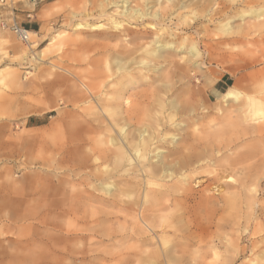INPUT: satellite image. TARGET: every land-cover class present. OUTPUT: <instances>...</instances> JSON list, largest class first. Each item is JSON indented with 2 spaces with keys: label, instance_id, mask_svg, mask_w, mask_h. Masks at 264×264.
<instances>
[{
  "label": "rangeland",
  "instance_id": "obj_1",
  "mask_svg": "<svg viewBox=\"0 0 264 264\" xmlns=\"http://www.w3.org/2000/svg\"><path fill=\"white\" fill-rule=\"evenodd\" d=\"M191 1L186 0L185 4ZM240 1L201 0L197 7L199 10L226 8V11L233 13L238 8L246 7ZM100 2L0 0V22L15 21L38 34L31 38L37 44L32 47L33 42H23L10 29L0 26V264H149L143 257L156 249L155 245L140 242L154 235L152 232L144 234L138 229L140 211L131 205L133 196L126 192L106 195L97 189L99 186L96 183L99 181L94 175L103 173L105 165L100 160H94L95 144L87 139L89 132L82 130L92 127L93 115L89 114L91 111L88 109L86 111L90 106L88 99H77L82 93L73 89L75 82L81 84L80 79L96 87V90L109 93L120 90V84L125 82L124 93L133 102L128 107L133 115L134 128L146 113H154L160 107L161 98L167 103L176 98L178 111H184L183 114V111H179V114L183 116L185 107L199 101L202 102L197 104L202 106L199 112L208 111L216 115L219 93L212 92V89L215 82L226 74L232 77V84L240 80L242 94L239 101L244 104L250 119L257 118V121L249 124L264 125V36L253 33L261 27V20L249 17L246 20L236 18L232 22L235 26L249 28L251 34L248 36L221 37L211 34L210 37L200 38L196 34V38H187L188 43L194 42L193 45L201 49L200 58L191 59L189 50H174L173 47H170V51L164 50L163 55L153 56L151 52L157 48V44L166 42L170 34H165L163 39L154 36L131 43L111 37L113 33H120L119 30H93L77 26L78 23H108V17L99 13L100 5L94 6ZM138 2L131 0L125 5L137 6ZM149 2L147 8L152 10L156 5L152 0ZM263 5L264 0L256 1L249 5V9ZM118 10L117 5H111L106 14H116L117 20L123 21V16L117 15ZM222 19L203 13L194 27L183 31L174 24L171 31L182 30L187 34L189 30L207 29L211 33L218 32L217 26ZM130 22H125V26L131 30L143 28L142 24L153 29L149 25L153 24L152 17H147L145 22ZM82 44L85 45L83 52L79 48ZM105 44L142 47L130 56L132 59L137 55L135 62L126 63L122 71L126 77L122 78L115 64L110 62L113 51H104ZM205 44L217 48H205ZM35 53L38 57L36 61L32 59ZM122 79L123 83L119 84L118 81ZM248 95L257 102L254 111L247 103ZM115 100L101 99L99 104L107 107L106 103ZM228 107L236 109L237 103L231 102ZM163 111L166 112V109ZM236 113L238 111L234 115L239 114ZM100 116L105 117L104 114ZM73 122L80 123L77 125L80 129ZM218 125L219 128L224 127L223 123ZM200 129L208 131L203 127ZM80 130L82 132H77ZM89 136L104 137L96 132ZM263 137L252 132L246 141L249 147L257 143L261 150L264 149ZM112 165L116 166L115 163ZM259 175L262 177L257 184L248 183L247 199L242 207L218 214L223 217L222 223L228 221L230 224L218 229L216 234V227H212L210 233L207 229H199V234L204 233V237H208L200 243L171 236L168 245L179 243L183 250L174 252L178 255L175 261L162 257L155 261L156 264H264L261 257L264 252V212L261 213L258 207L259 204L264 205V163ZM131 176L134 177V174L127 172L122 176L123 189ZM199 180H202V176L193 181V186ZM216 189L213 191H221ZM140 192L136 196L139 199ZM254 193L258 202L247 206L246 200ZM170 220L165 223H172ZM179 223L177 226L185 229L188 219ZM165 227L172 230L170 226ZM241 236H244L242 240L239 239ZM222 239L227 245L221 242Z\"/></svg>",
  "mask_w": 264,
  "mask_h": 264
},
{
  "label": "bare ground",
  "instance_id": "obj_2",
  "mask_svg": "<svg viewBox=\"0 0 264 264\" xmlns=\"http://www.w3.org/2000/svg\"><path fill=\"white\" fill-rule=\"evenodd\" d=\"M130 1L101 0L99 4L94 6L98 7L100 5L101 8L99 9V13L108 17V23H78L77 26L81 28L85 26L93 30L101 28L103 30L106 28H109V30H119L120 33H113L111 37L117 39V41L127 40L131 43L146 37L156 36L163 39L165 38L163 37L165 34H170L175 37L169 35V39L166 42H161L159 45L157 44V48L151 52L152 55H163L162 53L164 50L170 51L172 50L170 47H173V49L189 50L188 52L191 55V59L201 57V49L193 45L194 42L188 43L186 41L187 38L195 37L194 35L196 34L200 38H204L205 36L210 37L211 34L221 37H231L235 35L248 36L251 34L249 28H241L240 26L232 24L236 18L246 20L249 17H254L261 20L259 24L261 27H258L253 33L258 32L259 35L264 36V5L249 9V5L260 0H241L240 4H244L246 7L242 9L238 8L233 13L230 10L226 11V8L217 10V8L212 7L199 10L197 6L201 0H192L191 2H187V4H185L186 0H152L156 5L152 10H148L147 8L150 0H139L137 6L130 7V4L126 6L125 4ZM120 3H122V5H120ZM111 5L118 6L120 11L118 10L117 15L121 14L124 18L123 21L117 20L118 17L116 14H106L108 13L107 8ZM184 10L188 12H184ZM203 13H206V16H213V18L215 16L223 18L221 20L222 22L217 26L218 32L211 33L207 29L196 30L194 32L189 30L187 34L181 32L182 30L184 31L185 28L194 27L197 22L196 20L199 19ZM91 14H93V12H91ZM147 17H152L153 24L149 25L152 26L153 29L146 27V24H142L144 27L138 28L137 30H131L125 26V22H127L126 24H131V20L145 22ZM209 19H211V17ZM161 23H170V25L164 26ZM174 24L180 26L179 28L182 30L171 31L172 25ZM28 35L29 41L27 42H33L31 38H34L38 34L35 30H28ZM111 37H109V39L113 40ZM123 37L126 39H123ZM148 42L147 40V43ZM189 44H192V46L189 47ZM36 45L37 44L33 42L32 47ZM79 46H81L79 48L83 52L85 45L82 44ZM203 46L211 49L217 48L213 47L212 44H209V46L205 44ZM136 47L131 48V46H127V44L123 45V47L119 45L111 46L110 44H105L104 46V51H113L110 62L115 64L122 78L126 77L124 74L122 75L126 63L135 62L137 55L132 59L130 56L142 48ZM93 49L94 48H92V50ZM210 50H208L209 53L211 52ZM32 55V59L36 61L38 58L36 57V53ZM165 58L166 57L163 59ZM156 59L160 60L158 58ZM52 66L54 67L56 65ZM80 83V85L78 82L73 84L74 91H81L82 93L77 99H88L90 106L86 108V111L88 109L91 111L89 114L93 115L91 119L92 127H84L82 130L85 131V133L89 132L87 133V139L95 144L92 154L94 160H100L101 163L105 165V171H103V173L101 172V174L97 173L94 175V178L99 181L96 183L99 186L97 189L104 191L106 195L115 196L118 193L126 192L129 196H133L131 198V205L134 209L140 211V222L137 225L139 226L138 229L144 234H146V232H152L154 235L153 238L149 239L148 237L140 240V242L143 241L146 245H155L156 247L155 250L150 251L149 255L143 257L144 260H147L149 264H156L162 257L166 258V260L175 261L178 255L176 256L174 252L177 253V251H182L183 247L179 243H174L173 241L174 244L168 245L171 241V236L175 238H184L188 240V242L191 241L190 243H200L204 242L205 237L203 235L204 233L199 234L200 231L198 233L199 229H207L208 233H210L209 230L212 227H216L214 231L216 234V232L218 233V229H221L228 223L230 224L228 221L222 223L223 217L218 216V214H223L220 212L232 211L243 206L245 199H247L245 198L247 189L249 188H247V185L249 182L253 184L259 182L262 177L259 175V170L264 163L262 161V159H264V149L260 150V146L257 143L250 147L249 143H247V138L252 132H257V134L259 133L262 137L264 136V125H250V122H255L257 118H251V120L249 114L245 110L244 104L242 105L239 101L242 94L239 79H237L232 86L219 94L216 103L218 113L216 115H212V113L208 111L199 112L198 110L202 107L197 105L201 102L199 101L197 103L195 102L196 104L193 102L194 104L191 103L188 105L189 107H185L184 110H186V112L183 116L179 114L181 110L178 111L179 103H177L176 98L171 99L168 103L161 98L159 103L160 107L157 108L154 113L148 112L151 114L144 112L146 113V116H143L145 118L140 117L141 119L138 120V125L136 123L134 128H132V126L135 125L132 124L133 115L129 112L130 109L128 107L132 100L124 93L125 88L123 85H125V82L123 83V79L118 81L119 84L123 83L120 84L122 88L112 93L102 89L96 90V87H93L85 80L83 81V79H80ZM165 83L167 82L165 81ZM154 96L156 95L154 94ZM158 97L160 98L161 96ZM97 99H109V101L113 99L117 100L106 103V107L105 105H101L102 103L99 104L100 100L98 101ZM205 101L206 100H204V102ZM231 102L237 103L236 109L228 107ZM187 103L188 102L185 104L187 105ZM247 103L253 111V108L257 107L256 100L249 95L247 96ZM185 104L183 103V105ZM122 106L125 107L123 108ZM164 108L166 112L163 111ZM204 110L206 109L204 108ZM235 111H238L239 114L236 113L238 115H234ZM183 113L184 111L182 114ZM101 114H104L105 117L102 118V116H100ZM263 114L264 113H262V116ZM93 122L98 123L94 124ZM221 123H223L224 127L219 128L218 124ZM72 124L76 126L80 125V123L77 124L76 122ZM200 127L208 131H200ZM78 129H80V127ZM210 129L214 130L211 131ZM82 130L77 132H82ZM93 132L99 133V136L103 135L104 137L94 138L89 136V134ZM83 163L84 162H82V164ZM112 163H115L116 166L114 167ZM114 169L115 172H113ZM76 171L77 170H75V172ZM125 172L134 174V177H132L133 175L131 176L132 178L127 182V187L123 189L121 186L123 180L121 178ZM201 176L202 180H199L197 182L198 184L193 186V181ZM217 187L218 189H216ZM222 187L225 188L221 189ZM214 189H221V191L217 193L213 191ZM226 191L227 194H225ZM139 192L141 196L140 199L136 197ZM246 201L247 206L254 205L258 202L257 195L254 193L249 197V200ZM258 207H260L259 210H261V213L264 212L263 204H259ZM185 218L188 219V226L185 229L183 226H177V224L180 221L183 222ZM168 219H171L170 221L172 223L177 222L176 225L165 223ZM165 226H170L172 230L167 229ZM247 237L249 238V235H247ZM243 238L244 236H241L239 239L242 240ZM205 239L207 240L208 237ZM215 240L216 239H214V241ZM219 240H221V238ZM221 242L227 245V243L223 242V239ZM247 246L249 245L247 244ZM201 257L202 256H200V258ZM261 257L264 259V252Z\"/></svg>",
  "mask_w": 264,
  "mask_h": 264
},
{
  "label": "built area",
  "instance_id": "obj_3",
  "mask_svg": "<svg viewBox=\"0 0 264 264\" xmlns=\"http://www.w3.org/2000/svg\"><path fill=\"white\" fill-rule=\"evenodd\" d=\"M0 26L4 29H10L21 41H29L28 29L22 27L17 22H7L5 20L0 22Z\"/></svg>",
  "mask_w": 264,
  "mask_h": 264
},
{
  "label": "crops",
  "instance_id": "obj_4",
  "mask_svg": "<svg viewBox=\"0 0 264 264\" xmlns=\"http://www.w3.org/2000/svg\"><path fill=\"white\" fill-rule=\"evenodd\" d=\"M232 77L230 75H222L214 84L212 92L215 93H222L224 92L228 87L232 86Z\"/></svg>",
  "mask_w": 264,
  "mask_h": 264
}]
</instances>
